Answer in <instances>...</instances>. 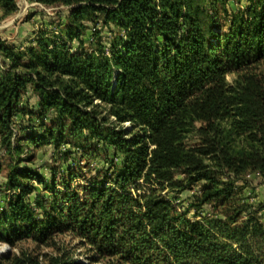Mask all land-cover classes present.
<instances>
[{
    "label": "trees",
    "instance_id": "obj_1",
    "mask_svg": "<svg viewBox=\"0 0 264 264\" xmlns=\"http://www.w3.org/2000/svg\"><path fill=\"white\" fill-rule=\"evenodd\" d=\"M29 1L67 14L23 47L0 41V243L70 234L95 263L264 264V206L236 192L264 178V74L250 71L264 63V0L230 13L229 0ZM15 12L0 0V22ZM47 147L106 169L46 179L31 166ZM196 185L190 207L213 213L193 221L163 196Z\"/></svg>",
    "mask_w": 264,
    "mask_h": 264
},
{
    "label": "rangeland",
    "instance_id": "obj_2",
    "mask_svg": "<svg viewBox=\"0 0 264 264\" xmlns=\"http://www.w3.org/2000/svg\"><path fill=\"white\" fill-rule=\"evenodd\" d=\"M16 12L14 15L7 17L0 22V41H4L6 44H11L15 47H23L30 43L35 31L39 30L43 26H47L49 23H59L63 21L66 16L67 8L61 6L45 7L31 3L29 0H15ZM246 5L244 0H229L227 10L229 13L235 11L236 8L244 7ZM89 30L86 32L83 40L86 46L91 42L92 30L89 24L87 25ZM95 29L99 32V38L103 46H107L113 31L110 32L108 28L98 25ZM75 47L76 44L73 43ZM2 63H0V66ZM256 74H264V63H260L250 70ZM235 74L226 76V81L230 84L235 78ZM30 103L34 105L35 100H31ZM105 116V112H103ZM112 121V120H111ZM126 128L128 124H123ZM198 126V125H196ZM194 141L193 137L188 139V143ZM67 147L60 148V150L53 155L52 149L47 147L34 153V164L31 168L38 171L44 178L49 179L50 170L57 168L58 173L62 174L66 166L72 169L82 168V172L88 176H94L98 171L106 169V165L101 157L86 162L84 159H80L79 150L68 149L72 152V155L65 162L59 159V152H62ZM26 153H24V156ZM2 164L7 162L5 157H2ZM4 170L0 173V183L3 182ZM177 180L181 179L176 177ZM39 190V188H38ZM199 185L193 186L190 189L184 191H169L164 194V198L170 201L180 211H186L190 220H197L199 218L210 217L213 213L210 206H204L197 214L190 205L194 202V197L199 194ZM236 192L252 206V210H256L259 213V207L264 206V178L254 174L245 179V181H239L236 184ZM45 196V195H44ZM34 195L30 196L32 200ZM2 206L0 198V209ZM264 212V211H263ZM261 214V211L259 215ZM0 247L4 250L0 251V258H5L6 255H11L13 258H18L24 261L29 258V262L32 264H47L48 259L53 256L61 257L64 253L69 254L70 258L80 264H109L108 259H102L96 263L91 261L89 257L92 256L88 246H80L79 240L73 238L70 234H63L56 236L49 246H37L31 241H23L14 245L10 249L6 244L0 243ZM29 263V264H30ZM2 264H7L3 262ZM26 264V263H25Z\"/></svg>",
    "mask_w": 264,
    "mask_h": 264
},
{
    "label": "clouds",
    "instance_id": "obj_3",
    "mask_svg": "<svg viewBox=\"0 0 264 264\" xmlns=\"http://www.w3.org/2000/svg\"><path fill=\"white\" fill-rule=\"evenodd\" d=\"M4 250V248L3 247H0V251H3Z\"/></svg>",
    "mask_w": 264,
    "mask_h": 264
}]
</instances>
